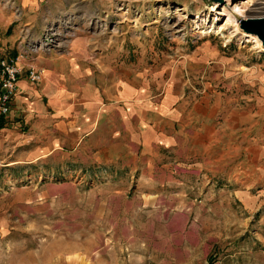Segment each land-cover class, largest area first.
Wrapping results in <instances>:
<instances>
[{
    "label": "rangeland",
    "instance_id": "1",
    "mask_svg": "<svg viewBox=\"0 0 264 264\" xmlns=\"http://www.w3.org/2000/svg\"><path fill=\"white\" fill-rule=\"evenodd\" d=\"M37 6L56 17L42 34L54 26L58 51L81 32L102 44L93 55L108 48L119 69L143 74L149 94L170 90L188 114L195 103L216 112L230 143L239 124L245 148L264 146V46L239 22L264 16V0H0L3 38ZM14 151L0 154V264H264V160L253 152L4 165Z\"/></svg>",
    "mask_w": 264,
    "mask_h": 264
},
{
    "label": "crops",
    "instance_id": "2",
    "mask_svg": "<svg viewBox=\"0 0 264 264\" xmlns=\"http://www.w3.org/2000/svg\"><path fill=\"white\" fill-rule=\"evenodd\" d=\"M38 7L8 38L0 34V57L18 55L21 69L13 110L0 128V154H16L4 165L59 157L90 163L139 155L145 160H199L203 153L205 160H245L247 151L253 152L249 160H264L258 138L245 148L247 136L239 124L233 125L237 143H230V126L219 122L216 112L201 116L195 103L188 114L187 102L170 90L160 97L149 94L141 84L143 74L135 76L124 62L119 69L108 48L104 55H93L102 44L90 43L81 32L67 51L35 48L56 19ZM30 67L42 71L41 81L28 80Z\"/></svg>",
    "mask_w": 264,
    "mask_h": 264
},
{
    "label": "built area",
    "instance_id": "3",
    "mask_svg": "<svg viewBox=\"0 0 264 264\" xmlns=\"http://www.w3.org/2000/svg\"><path fill=\"white\" fill-rule=\"evenodd\" d=\"M50 26L46 33L35 42V48L46 50L56 49L61 46L57 40V30ZM19 56L6 54L0 57V117L8 116L13 110V100L18 91V82L21 76V69L18 64ZM27 78L31 83H37L42 79V71L36 67H30Z\"/></svg>",
    "mask_w": 264,
    "mask_h": 264
},
{
    "label": "water",
    "instance_id": "4",
    "mask_svg": "<svg viewBox=\"0 0 264 264\" xmlns=\"http://www.w3.org/2000/svg\"><path fill=\"white\" fill-rule=\"evenodd\" d=\"M220 4H224L226 0H213ZM241 29L248 34L257 35L264 46V16H249L240 19Z\"/></svg>",
    "mask_w": 264,
    "mask_h": 264
},
{
    "label": "bare ground",
    "instance_id": "5",
    "mask_svg": "<svg viewBox=\"0 0 264 264\" xmlns=\"http://www.w3.org/2000/svg\"><path fill=\"white\" fill-rule=\"evenodd\" d=\"M230 1V0H229ZM236 12H241L240 11V7L238 6V4H235L233 7H232V11H229L228 10V13L230 14V16H232V17H235L234 15H235V13ZM229 16V17H230ZM243 16V15H242ZM233 19V18H232ZM229 21V20H228ZM253 36V38L260 44V40L258 39V37L256 36V35H252Z\"/></svg>",
    "mask_w": 264,
    "mask_h": 264
},
{
    "label": "trees",
    "instance_id": "6",
    "mask_svg": "<svg viewBox=\"0 0 264 264\" xmlns=\"http://www.w3.org/2000/svg\"><path fill=\"white\" fill-rule=\"evenodd\" d=\"M6 120L3 117H0V128L5 126Z\"/></svg>",
    "mask_w": 264,
    "mask_h": 264
}]
</instances>
